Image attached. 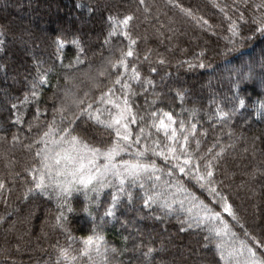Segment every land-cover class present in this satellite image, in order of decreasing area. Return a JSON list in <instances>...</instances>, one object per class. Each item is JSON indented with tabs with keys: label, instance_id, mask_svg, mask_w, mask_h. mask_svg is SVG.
Wrapping results in <instances>:
<instances>
[{
	"label": "trees",
	"instance_id": "16d2710c",
	"mask_svg": "<svg viewBox=\"0 0 264 264\" xmlns=\"http://www.w3.org/2000/svg\"><path fill=\"white\" fill-rule=\"evenodd\" d=\"M258 2L0 0V264H71L60 255L61 248L77 256L75 264H94L99 260L94 254L92 260L78 255L82 239L94 228L107 247L116 249L109 253L110 264H243L245 257L230 255L240 241L264 259V33L252 22L264 10L251 6ZM125 16H132L127 27L119 23ZM233 23L235 36L229 30ZM58 41H63L59 49ZM129 48L133 55L123 57L128 71L112 67ZM133 65L138 80L132 76ZM41 74L46 75L43 83ZM117 78L131 89L113 84ZM109 87L116 97L128 95L137 116L136 123H129V152L121 157L134 159L131 154L147 146L141 159L154 160L158 171L123 186L109 174L103 187L74 184L70 196L54 183L47 191L34 189L38 173L33 168L41 166L35 153L44 147L43 133L53 125L56 131L47 139L55 149L51 141L59 139L68 123L54 109L63 105L64 115H78L72 134L90 145L102 147L114 137L87 113H79L89 104L93 114L98 107L110 108L98 103ZM239 99L245 100L243 107ZM80 100L84 103L78 104ZM153 111L158 116L170 112L178 136L184 122L192 164L204 174L211 161V184L201 187L174 168L176 161L153 155L152 149L172 143L139 119L150 121ZM193 124L194 133L189 131ZM141 126L145 134L137 144ZM149 131L154 133L150 138ZM156 139L159 145L153 143ZM154 192L160 196L145 205V193ZM222 197L236 219L224 211ZM111 205L113 215L108 216ZM205 206L219 212L220 219H206ZM61 211L63 227L55 219ZM221 220L229 226L227 234L210 231L222 228ZM149 248L153 251L146 257Z\"/></svg>",
	"mask_w": 264,
	"mask_h": 264
},
{
	"label": "snow or ice",
	"instance_id": "6c2138e0",
	"mask_svg": "<svg viewBox=\"0 0 264 264\" xmlns=\"http://www.w3.org/2000/svg\"><path fill=\"white\" fill-rule=\"evenodd\" d=\"M243 2L247 5L248 0H243ZM140 3L143 4L144 0H140ZM219 6V5H216ZM252 7L256 8L257 10H264V0H259L258 3L251 5ZM183 10V9H182ZM188 14H191L190 10H186ZM223 11V8H221ZM227 15V13H225ZM243 14L241 13L240 19H243ZM110 19H112L110 17ZM132 20V16H125L123 20L119 23L123 24L125 27L128 26L129 21ZM253 24L256 25L255 30L257 32L264 33V11L259 12V18H253ZM205 23H207L205 21ZM230 31L233 32V35H237V31L235 30V24L233 23L230 28ZM125 35H128L125 33ZM74 44L79 46V41L74 40ZM131 43H135V41H131ZM58 49L63 46V41L57 42ZM83 51V49H81ZM122 58L118 59L116 64H113L112 67H116L117 64L125 69V72L128 71V63L126 59L123 57H130L133 55L131 48L127 52H122ZM77 62H79V57H77ZM201 67L204 65L201 64ZM132 76L135 79L140 78L139 72L136 70L135 66H132ZM155 71V69H153ZM122 75V74H121ZM46 81V75L41 74L39 78V82L43 83ZM113 84H121L122 89H131V85L128 83H122V81L117 78L113 81ZM37 87L36 84L33 85L35 89ZM33 96H36L37 93L35 91L32 92ZM27 101V97L25 98V102ZM84 101H78V104H83ZM93 103H97L94 101ZM98 103L101 105H111L110 108H105L103 111L98 107L95 109V114L89 111L92 109V104H89L87 108H80L79 113L82 115L87 113L89 118L96 121L102 128L110 132L111 134L114 133V137H111L109 142L105 143L102 147H97L90 145L89 143L85 142L81 137L78 135L72 134L74 128L72 127L73 124L79 119V116L75 113L71 114V117L64 115L67 112V109L61 105L60 107L54 109L57 113L61 115V122L63 123L65 120L68 121L67 126L60 129V136L58 140H52L51 144H55L57 147L53 149L50 146L48 141V137L51 135L52 132L56 131L52 124L48 125V131H45L41 137V140L44 142V147L40 148L36 153V157L40 158V168H33V171L38 173L33 177L34 189H39L43 191H47L48 187L51 184H56L57 187L65 193L66 195L70 196L72 193V188L74 184L82 185L84 188H88L92 186L94 182L98 184L100 187L104 186L105 178L110 174L113 176L121 186L125 184L126 181H130L131 184H136L137 181L140 180L142 174L151 172L154 174L158 171L157 165L154 160L148 159L147 161L142 160V157H145L147 151L149 150L147 146L144 150H137L135 153H132L135 158L125 160L121 157V153H128L130 144L131 136L133 133L129 129V123H136L137 116L132 113V108L128 100V95L123 94L120 97H116L114 88L109 87L107 93L102 92L101 96L99 97ZM238 104L240 107L245 105L244 99H239ZM13 107H16L13 105ZM261 108L264 109V103L261 104ZM104 112H107V116L104 115ZM219 115L226 116L227 113L220 111ZM150 121H145L144 117H140L139 119L145 126L148 128H154L156 133L163 132L164 136L168 141L172 143L167 144L164 148L160 151H156L152 149L153 155H160L164 158L165 161L169 159L176 161L174 168H178L181 173L185 175H190L192 179L196 180L197 183L200 184L201 187L205 186V183L208 184L212 183L213 171L211 161H207L204 165V174L200 173L199 165L193 166L192 164V157L188 153L186 149V145L189 140V135L185 131L184 122L181 121L179 125L180 135L177 134V128L172 127L174 121L172 114L170 112H163L162 115L158 116L157 111H153L149 114ZM164 117L167 118V123H165ZM19 121V117L17 118ZM145 126H141L139 131L135 134L136 140L135 143H139L140 137L145 134ZM195 125H191L189 131H195ZM71 129V130H70ZM148 137H152L154 133L151 131L148 132ZM15 140L16 137L13 136ZM41 140L34 141V143L39 144ZM181 140L183 142H181ZM153 143L159 145L161 141L156 139ZM199 142L197 141V144ZM211 151V150H209ZM179 153V154H178ZM103 157V163L98 164V160ZM120 157V159H117ZM183 161L181 164L180 161ZM172 169H168L169 174H172ZM55 174V175H53ZM65 177L63 181L59 180V177ZM71 177V179H67ZM49 181V184L45 183V180ZM159 179V177H157ZM4 187V184L0 182V189ZM143 187V185H141ZM33 189L30 188L29 191ZM93 190H98L95 186H93ZM123 191V187L120 189ZM186 190V189H181ZM210 191L215 192V189H210ZM160 196L159 192H154L152 194L145 193L144 204L148 205L149 202H155L157 197ZM129 199H131V194H129ZM224 203V211L228 212L229 215L236 219L235 213L232 211V206L226 202ZM113 201L117 200V197L113 195ZM203 204V201L200 202ZM170 207V205H167ZM63 207V206H62ZM113 207L111 205L106 212V215L112 216L113 215ZM69 211L72 209L69 208ZM87 210V209H86ZM205 218L209 221L220 219L219 212H212L207 210V206H205ZM56 222L59 226L63 227L61 223L62 220H66L63 211L59 213L55 217ZM223 225L222 228L213 227L210 231H214L217 235L223 231L227 234L229 230V226L223 220L220 221ZM243 228V225H241ZM245 236L248 235L247 232L244 233ZM234 235V234H233ZM69 239H72L69 236ZM255 240V237H252ZM257 243H261V241H257ZM83 247L79 250L78 255L86 256L89 260L93 259V254L95 257H98L99 260L94 261V264H110L109 261V253H115V248H109L106 246V242L104 240V236L97 232L95 228L93 229V234L88 235L82 239ZM220 245H217L219 248ZM153 250L151 248L145 253V256L151 254ZM235 255L239 257H245L243 264H264V259H257L256 252L246 244L244 241H240L238 248H233L230 255ZM60 255L64 258L66 262H71V264H75L77 260V256L70 255L68 249L61 248Z\"/></svg>",
	"mask_w": 264,
	"mask_h": 264
}]
</instances>
